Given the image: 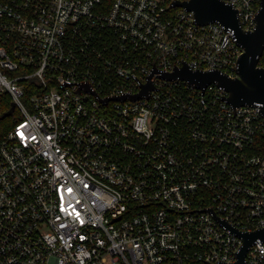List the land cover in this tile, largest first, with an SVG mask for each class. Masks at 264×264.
<instances>
[{
    "label": "built area",
    "instance_id": "2783aa9c",
    "mask_svg": "<svg viewBox=\"0 0 264 264\" xmlns=\"http://www.w3.org/2000/svg\"><path fill=\"white\" fill-rule=\"evenodd\" d=\"M185 1L0 0V100L19 120L0 137V264H236L239 233L264 229L258 105L161 77L132 98L155 69L240 77L234 33ZM222 1L256 29L263 0ZM242 264H264V238Z\"/></svg>",
    "mask_w": 264,
    "mask_h": 264
},
{
    "label": "water",
    "instance_id": "95a60500",
    "mask_svg": "<svg viewBox=\"0 0 264 264\" xmlns=\"http://www.w3.org/2000/svg\"><path fill=\"white\" fill-rule=\"evenodd\" d=\"M175 5L193 12L197 23L200 25L218 22L234 33L237 42L244 49V53L239 59L238 72L240 77L232 79L219 71H192L187 65L176 68L170 74L160 73L155 69L149 83L143 86L140 94L134 95L132 98L138 99L143 95H149V92L154 88L153 80L156 77L188 81L202 90L210 84L216 83L229 93L227 101L234 108L258 105L264 115V67L259 66L260 58L264 53V0L262 9L256 18V29L252 32L245 31L242 28L238 11L222 0H188L176 2ZM14 109L15 106L12 105L11 114ZM233 231L236 232L234 229ZM239 235L244 239V246L236 264L243 263L248 248L256 239L264 238V229L251 234L239 233Z\"/></svg>",
    "mask_w": 264,
    "mask_h": 264
},
{
    "label": "trees",
    "instance_id": "16d2710c",
    "mask_svg": "<svg viewBox=\"0 0 264 264\" xmlns=\"http://www.w3.org/2000/svg\"><path fill=\"white\" fill-rule=\"evenodd\" d=\"M262 62L264 64V56L262 58ZM12 110V102L9 97H5L0 100V137H2L7 131L14 128L17 122L16 111ZM258 150L261 155L264 156V136L259 139L258 142Z\"/></svg>",
    "mask_w": 264,
    "mask_h": 264
},
{
    "label": "snow or ice",
    "instance_id": "6c2138e0",
    "mask_svg": "<svg viewBox=\"0 0 264 264\" xmlns=\"http://www.w3.org/2000/svg\"><path fill=\"white\" fill-rule=\"evenodd\" d=\"M22 129H26L28 126L26 124H22L20 126ZM20 136H21V139L22 140H26V139H30V140H33L35 141L36 140V137L31 135L30 133L28 134V136L26 137L24 132H20ZM49 139H51V137H49ZM57 175H61V173L57 172ZM87 187V185H85ZM58 191L61 193V204H60V207H61V211H67V209L64 207V193L66 192L69 196L72 195L73 193V188L72 187H66L65 185H61L59 188H58ZM78 203V201H77ZM70 208L74 207L71 202H69V205H68ZM77 217L79 216V213L77 212L76 213ZM82 223V221H81ZM64 225H62L63 227Z\"/></svg>",
    "mask_w": 264,
    "mask_h": 264
}]
</instances>
